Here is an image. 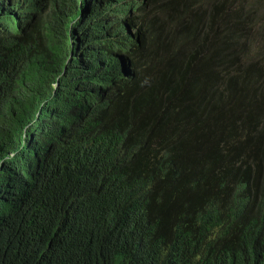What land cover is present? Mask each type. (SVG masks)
<instances>
[{"label": "trees", "instance_id": "1", "mask_svg": "<svg viewBox=\"0 0 264 264\" xmlns=\"http://www.w3.org/2000/svg\"><path fill=\"white\" fill-rule=\"evenodd\" d=\"M0 264H264V0H0Z\"/></svg>", "mask_w": 264, "mask_h": 264}, {"label": "clouds", "instance_id": "2", "mask_svg": "<svg viewBox=\"0 0 264 264\" xmlns=\"http://www.w3.org/2000/svg\"><path fill=\"white\" fill-rule=\"evenodd\" d=\"M13 188L14 187L9 188V191L7 193H5L2 197H0V201L3 200L5 205H7L12 198Z\"/></svg>", "mask_w": 264, "mask_h": 264}]
</instances>
